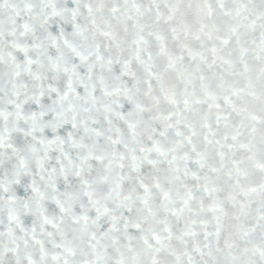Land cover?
Listing matches in <instances>:
<instances>
[{"label": "snow or ice", "instance_id": "1", "mask_svg": "<svg viewBox=\"0 0 264 264\" xmlns=\"http://www.w3.org/2000/svg\"><path fill=\"white\" fill-rule=\"evenodd\" d=\"M0 264H264V0H0Z\"/></svg>", "mask_w": 264, "mask_h": 264}]
</instances>
